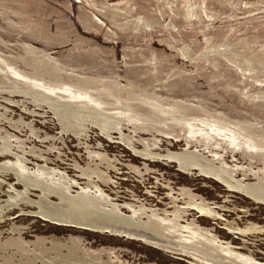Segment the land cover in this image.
Wrapping results in <instances>:
<instances>
[{
	"label": "rangeland",
	"instance_id": "rangeland-1",
	"mask_svg": "<svg viewBox=\"0 0 264 264\" xmlns=\"http://www.w3.org/2000/svg\"><path fill=\"white\" fill-rule=\"evenodd\" d=\"M0 264H264V0H0Z\"/></svg>",
	"mask_w": 264,
	"mask_h": 264
},
{
	"label": "bare ground",
	"instance_id": "bare-ground-1",
	"mask_svg": "<svg viewBox=\"0 0 264 264\" xmlns=\"http://www.w3.org/2000/svg\"><path fill=\"white\" fill-rule=\"evenodd\" d=\"M189 9V8H188ZM216 174L221 175L218 171L216 172ZM37 205L40 210L38 211V215L39 217L44 218L45 220L47 219V221H51V219H54L55 216V212L50 211L48 209H44L38 201L35 204ZM85 211V210H84ZM78 211V210H73L71 212H65L63 211L62 214V218L65 219V221L67 222L66 225H73L76 226L75 224L79 221L78 223L80 224H89V219L87 217H92V221L96 222L97 224H99V226H101V213L99 212H90V211ZM60 218V216H59ZM88 219V220H87ZM125 225L129 224V222L127 221H123ZM110 225H115L113 222H110ZM116 226H120V225H116ZM161 241V240H160Z\"/></svg>",
	"mask_w": 264,
	"mask_h": 264
},
{
	"label": "flooded vegetation",
	"instance_id": "flooded-vegetation-1",
	"mask_svg": "<svg viewBox=\"0 0 264 264\" xmlns=\"http://www.w3.org/2000/svg\"><path fill=\"white\" fill-rule=\"evenodd\" d=\"M36 203H37V202H35V204H36ZM35 204H34V205H35Z\"/></svg>",
	"mask_w": 264,
	"mask_h": 264
}]
</instances>
